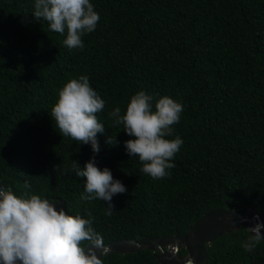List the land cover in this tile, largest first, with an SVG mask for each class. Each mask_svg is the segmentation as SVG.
Wrapping results in <instances>:
<instances>
[{"label": "trees", "instance_id": "trees-1", "mask_svg": "<svg viewBox=\"0 0 264 264\" xmlns=\"http://www.w3.org/2000/svg\"><path fill=\"white\" fill-rule=\"evenodd\" d=\"M99 13L83 49L33 16L34 0H0V180L18 196L61 197L70 215L88 218L104 243L183 234L206 210L250 207L264 224V0H90ZM86 75L105 101L97 114L99 153L63 137L51 108L68 81ZM138 91L167 95L184 111L173 135L183 140L170 176L140 172L109 113L126 111ZM118 143L109 144L111 137ZM127 192L85 201L86 178L72 171L93 160ZM29 187H25V184ZM243 223L206 244L205 264L264 262ZM158 251L110 252L104 264H160ZM187 253L181 245L178 254Z\"/></svg>", "mask_w": 264, "mask_h": 264}, {"label": "clouds", "instance_id": "clouds-1", "mask_svg": "<svg viewBox=\"0 0 264 264\" xmlns=\"http://www.w3.org/2000/svg\"><path fill=\"white\" fill-rule=\"evenodd\" d=\"M34 19L44 20L49 29L66 34L63 44L70 50L83 49L82 37L93 32L100 20L90 0H34ZM153 97L138 91L130 98L126 111L115 107L109 117L115 125H123L129 137L125 148L131 157H138L140 172L154 180L170 176L172 162L183 144L182 138L173 135L184 106L170 96H163L152 106ZM105 108V101L91 86L88 76L81 75L68 81L58 91V99L49 112L54 125L63 137L79 144H90L99 153L98 133L105 131L97 114ZM116 144L112 136L106 141ZM72 171L86 178L85 201H106V216L115 210L113 196L127 192L126 186L115 179L109 168L101 170L93 160L82 168L74 162ZM25 187H29L27 183ZM88 218L70 215L56 207V201L37 194L18 196L11 188L0 186V264H104L101 258L105 244L101 234L93 227L91 211ZM257 223L249 228L250 235L243 242L245 252H252L264 241ZM97 250L102 254L98 255ZM177 249H171L174 252Z\"/></svg>", "mask_w": 264, "mask_h": 264}, {"label": "water", "instance_id": "water-1", "mask_svg": "<svg viewBox=\"0 0 264 264\" xmlns=\"http://www.w3.org/2000/svg\"><path fill=\"white\" fill-rule=\"evenodd\" d=\"M2 185L4 184L0 180V186ZM49 200L56 201V207L65 210V202L61 197ZM248 221L254 222L255 225L257 223L263 224L262 217L256 210L246 213L244 209L210 208L197 218L183 234L117 239L104 243L105 252L103 254L114 251H134L147 246L152 251H158L156 257L160 264H205L207 259L206 244L221 233L236 229ZM261 232L264 234V227L261 228ZM181 245L185 247L188 254L185 260L177 258ZM171 249L177 250L173 254ZM97 254L101 255L102 251L97 250ZM249 264H264V262L255 263L253 261Z\"/></svg>", "mask_w": 264, "mask_h": 264}, {"label": "rangeland", "instance_id": "rangeland-1", "mask_svg": "<svg viewBox=\"0 0 264 264\" xmlns=\"http://www.w3.org/2000/svg\"><path fill=\"white\" fill-rule=\"evenodd\" d=\"M242 209H244V210L246 211V213H249V212H251V211L253 210V209L250 208V207H246V208H242ZM245 226L249 229V228L254 227V226H255V223L252 222V221H248V222H245ZM187 257H188V254H187V253H185L184 255H179V254L177 253V258H178L179 260H185Z\"/></svg>", "mask_w": 264, "mask_h": 264}]
</instances>
